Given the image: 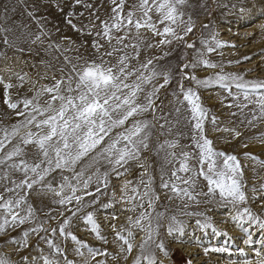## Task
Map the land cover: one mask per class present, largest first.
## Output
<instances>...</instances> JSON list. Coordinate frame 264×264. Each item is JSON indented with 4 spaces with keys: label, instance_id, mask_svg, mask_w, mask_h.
I'll return each mask as SVG.
<instances>
[{
    "label": "snow or ice",
    "instance_id": "obj_1",
    "mask_svg": "<svg viewBox=\"0 0 264 264\" xmlns=\"http://www.w3.org/2000/svg\"><path fill=\"white\" fill-rule=\"evenodd\" d=\"M125 3L126 0H112L114 7L111 15L107 20L100 21L96 36L105 39L108 48L94 41L93 47L98 53L95 58L64 55L69 51L67 46L61 48L50 42L48 48L59 51L64 62L58 69L53 68L50 62L48 67L53 70L52 81L37 89L31 98L19 102L23 110L17 111L16 115L23 119L11 125H0V234L7 235L10 230L35 220L33 206L27 200L34 188L52 192L62 207L75 202L74 208L69 211L71 216H76L84 208L96 203V199L87 201L85 197L100 194L102 188H108L112 176L126 175L135 164L143 169L139 181H125L120 199L129 205L127 210L137 215L129 216L127 226L122 225L119 230H116L115 225L112 226L120 242L119 254H130L134 248L132 241L135 232L144 233L132 264H157L156 250L167 255L165 242L160 236V229L164 226L162 219L167 218L166 230L174 241H179L186 234L183 220L176 215H168L167 210H157L160 196L153 187L157 170L160 173V188L170 193L169 201H184L186 198L199 204L198 197L201 195L209 197V200H214L218 195V205L228 209L230 220L235 222L238 229L248 233L249 228L255 226L264 237V219L254 214L250 207H242L248 203V197L244 191L246 182L238 158L217 151L207 135V124H211L216 131L220 130L218 118L211 115V109L204 105L197 90L185 89L183 84L179 85L176 103L165 110L160 93L170 84V74L158 70L155 58L140 60L142 44L147 48L163 47L176 40H184L193 31L191 17L184 19L183 7L188 0H138L127 11ZM75 4L93 7L86 0H75ZM252 7H256V4L253 3ZM240 11L243 15L251 9L241 7ZM67 23L73 29L76 28L70 18ZM141 29L160 39L156 43L145 44ZM6 31L0 29V32ZM43 35L47 33L41 29L33 42L40 40ZM133 39L134 43L126 42ZM212 39L215 48L223 46L214 36ZM2 43L12 45L13 42L4 35ZM203 43L207 52L215 51L207 40ZM186 46L194 47L190 43ZM196 64L219 67L205 59L203 53L192 66ZM187 67L189 65L183 66ZM56 72H59V77ZM161 79L162 83L159 82ZM184 79L195 80L198 88L223 89L233 100H239L242 96L246 103L228 106L236 107L243 113L244 108L254 105L250 109L251 119L248 120V124L253 127L254 121L264 120V80L250 81L238 74L224 73L223 70L204 79L187 75ZM10 87V84L5 85L6 89ZM45 96L48 99L41 103ZM4 103L13 110L19 106L9 99H5ZM181 125L189 129L187 135L180 130ZM236 135L240 133L236 132ZM189 138L191 144L181 143L183 139ZM29 146L34 147V152L28 150ZM146 154H154L155 163ZM245 156L257 159L249 153H245ZM86 159L90 163L84 166ZM57 171L71 175H62L59 185L54 187L49 177ZM200 179L207 182V192L197 191ZM93 183L96 185L94 192L89 191ZM252 191L264 192V183L259 189L253 187ZM78 192L83 195H78ZM101 206L107 208L109 204ZM183 207L186 209L189 205L185 203ZM181 214L203 216V219L195 220L201 232L211 229L212 235L223 237L226 245L232 241L233 238L227 232L219 231L213 226L211 218L203 213L182 211ZM113 219L116 217L113 216ZM83 220L98 239L108 243L92 211L84 214ZM69 223V219L65 218L59 225V233L63 237H70L78 245L76 253L82 258L83 264H91V260H96L98 255H109L106 249L101 252L80 240L68 229ZM42 231L47 230L37 221L36 226L23 231V239L10 237L5 243L14 245V252L19 253L21 249L30 247V235L39 236ZM50 232L54 235L57 229L52 228ZM39 238L44 240L49 251H41L31 259L22 256L20 259L24 264H37L38 261L43 264H61L60 257H64L63 264H73L67 259L66 250L51 237ZM196 240L198 242L199 237ZM252 243L249 234L244 244ZM82 249L86 250L87 256ZM208 251L230 253L227 246L206 248L205 252ZM239 251L245 255L243 249ZM254 251L257 257L255 264H264L261 253ZM124 259H127V255H124ZM0 264L16 262L9 255L0 253ZM96 264L103 262L96 260ZM243 264H252V261L245 259Z\"/></svg>",
    "mask_w": 264,
    "mask_h": 264
},
{
    "label": "rangeland",
    "instance_id": "obj_2",
    "mask_svg": "<svg viewBox=\"0 0 264 264\" xmlns=\"http://www.w3.org/2000/svg\"><path fill=\"white\" fill-rule=\"evenodd\" d=\"M86 2L93 7L85 8L82 5H76L75 0H0V29L7 30L0 32V125H11L23 119L16 115L17 111L23 110V105L19 102L25 98H31L37 89L52 81L53 70L48 67L50 62L53 68L57 69L64 62L63 55L59 51L48 48L50 42L61 48L67 46L69 51L64 55H79L84 59L95 58L98 55L93 47L94 41H99L105 49L108 48L107 41L97 37L96 32L100 30V21L107 20L111 15V9L114 7L112 0H86ZM137 2L138 0H126L125 11ZM253 3L256 7H252ZM241 7L250 8L251 11L242 15ZM183 11L185 20L191 17L193 31L188 33L184 40H176L163 47L147 48L142 44L140 60L155 58L154 63L158 70L170 74V84L160 93L165 110L176 103L180 84H183L185 89L192 88L199 92L204 105L211 109V115L218 118L219 131H216L211 124L206 125L207 135L213 141V147L217 151L235 155L242 166L246 182L244 191L248 197V203L242 207H250L254 214L264 219V192L252 191L253 187L259 189V186L264 183V163H261L264 162V120L254 121L253 127L248 124V120L251 119L250 109L254 105L244 108L243 113L236 107L228 106L233 103H246L242 96L239 100H233L223 89L198 88L195 80L184 79L185 75L204 79L223 70L224 73L238 74L250 81L264 80V0H188ZM69 18L76 25L75 29L67 23ZM41 29L47 35L33 42ZM122 34L114 33V35ZM141 34L144 36L145 44L156 43L160 39L145 29H141ZM4 35L13 42L12 45L2 43ZM213 36L215 40L222 42V47L215 48ZM205 40L215 48V51L207 52L203 43ZM126 42L134 43L135 39ZM188 43L194 47L188 48L186 46ZM200 53L219 67H205L202 64H196L193 67ZM184 65L189 67L183 68ZM56 76L59 77V72H56ZM159 82L162 83V79ZM7 84L11 87L6 89ZM5 99L17 102L18 108L10 109L4 103ZM46 99H48L47 96L42 97L41 103ZM232 113L236 115L233 116ZM180 130L186 135L189 132V129L183 125ZM236 132L240 135L237 136ZM181 143L191 144V140L183 139ZM28 150L34 152V147L29 146ZM189 150L195 151V149ZM245 153L252 154L257 159H250L245 156ZM149 159L153 163L156 161L154 154L149 155ZM89 163L90 161L86 159L83 165L87 166ZM192 163L195 164L196 161L193 160ZM142 171L143 169L133 164L126 175L112 176L107 189L102 188L100 194L85 197L87 201L96 199V203L84 208L76 216H71L69 211L74 208L75 202L62 207L56 202L58 197H55L52 192L34 188L30 191L27 200L33 206L35 220L10 230L7 235L0 234V253L9 255L16 264H24L20 259L22 256H28L31 259L32 256H38L41 251L47 253L49 249L44 240L39 237H51L56 244L66 250L67 259L73 261V264H83L82 258L76 253L78 245L70 237L61 236L58 230L63 220L68 218L70 223L67 227L74 235L90 246L100 249L101 252L106 249L109 253L106 256H96V260L102 261L103 264H132L144 233L135 232V239L132 241L134 248L130 254H119L120 242L117 241L112 226L115 225L116 230H119L122 225L127 226L129 216L137 215L136 212L127 210L129 205L121 201V187L128 180L138 182ZM62 175H71V173L57 171L49 177L54 187L59 185ZM154 176L153 187L160 196L157 210H167L168 215H176L186 225L185 236L179 241H174L166 230L167 218L162 219L161 223L164 226L160 229V236L165 242L167 255L156 250L157 264H189V261L191 264H243L245 259L255 264L257 257L254 250H258L264 257V237L261 236L260 230L255 226L249 228L248 233L238 229L235 222L230 220L228 209L218 205V195L214 200L201 195L198 197L199 204L187 201L186 198L184 201L179 199L169 201L170 193L160 188L158 170ZM95 187L93 183L89 191L94 192ZM197 191L207 192V182L200 179ZM77 194L83 195L82 192ZM185 203L189 205L186 209L183 207ZM103 204H109V207L104 208L101 206ZM88 211L93 212L101 234L108 241L107 244L98 239L91 232L90 226L84 222L83 215ZM182 211L199 212L210 217L213 226L221 232H227L233 238L232 241L226 245L225 239L213 236L211 229L201 232L195 220L203 219V216H185L181 214ZM113 216L116 219H113ZM37 221L47 231L40 232L39 236L30 235L28 249H21L19 253H16L14 245L5 243L10 237L23 239V231L36 226ZM245 227L248 225L245 224ZM52 228L57 229L54 235L50 232ZM249 234L253 243L245 245L244 240ZM197 237H199L198 242ZM224 246L229 247L230 253L205 252L206 248ZM240 249L244 250L245 255H241ZM82 251L85 256L88 255L85 249ZM124 255H127V259H124ZM96 260H91V264H96ZM63 261L64 257H60L61 264ZM37 264H43V262L38 261Z\"/></svg>",
    "mask_w": 264,
    "mask_h": 264
},
{
    "label": "bare ground",
    "instance_id": "obj_3",
    "mask_svg": "<svg viewBox=\"0 0 264 264\" xmlns=\"http://www.w3.org/2000/svg\"><path fill=\"white\" fill-rule=\"evenodd\" d=\"M59 23V22H58Z\"/></svg>",
    "mask_w": 264,
    "mask_h": 264
}]
</instances>
